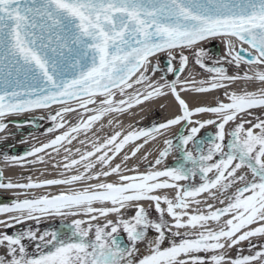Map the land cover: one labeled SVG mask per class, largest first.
I'll return each instance as SVG.
<instances>
[{"label": "snow or ice", "instance_id": "1", "mask_svg": "<svg viewBox=\"0 0 264 264\" xmlns=\"http://www.w3.org/2000/svg\"><path fill=\"white\" fill-rule=\"evenodd\" d=\"M215 38L224 40L227 48L216 65L223 61L239 68L243 63L250 66V72L229 75L224 66H207V52L198 45ZM186 50H192L196 65L213 74L210 80L181 79L179 74L189 65ZM158 54L167 55L164 72L175 79L165 75L161 76L164 83L153 80L161 71L153 64ZM177 58L179 66L174 67ZM261 66L264 0H0V132L7 129L6 117L25 112L58 106L49 116L53 126L47 132L65 128L69 113H89L27 156L48 148L58 153L105 115L125 113L155 97L171 94L179 108L173 118L158 125L127 134L116 131L102 143L92 142V150L78 159L65 156L62 167L66 171L83 168L71 176L43 182L29 177L28 183L14 184L2 182L0 173L4 189L118 177V182L89 183L82 190L0 206V214L19 213L0 220L5 229L26 220L38 221L42 215L87 218L39 235L31 229L0 232V264H264V244L253 254L236 258L224 253L252 237H264V118L252 111L264 109V89L226 92L229 102L195 109L181 97V92L226 89L239 80L264 84ZM129 89H133L131 94ZM209 113L215 118L193 119ZM177 125L180 134L163 141L164 148L148 167L156 169L173 151L178 153L176 166L145 172L122 167L145 144ZM209 125L215 133L199 136ZM141 139L143 143L112 166L127 145ZM64 150L71 153L69 148ZM3 159L18 162L24 158L3 155ZM197 176L198 185L179 183ZM168 189L176 190L174 198L159 194ZM209 199L221 207L208 203ZM144 201L152 202L157 219L149 216ZM193 204H203L208 211L189 212ZM129 207L134 214L124 218ZM112 214L119 219H108ZM223 217L228 218L221 223ZM210 221L220 224L219 229L209 227ZM181 229L198 231L194 238L172 240L170 246L162 247L169 233L179 237ZM121 231L127 241L120 238ZM150 232L155 233L152 239H148ZM24 241L36 242L35 254L29 253ZM141 243L146 244L144 255ZM248 247L251 251L257 246L249 243Z\"/></svg>", "mask_w": 264, "mask_h": 264}, {"label": "bare ground", "instance_id": "2", "mask_svg": "<svg viewBox=\"0 0 264 264\" xmlns=\"http://www.w3.org/2000/svg\"><path fill=\"white\" fill-rule=\"evenodd\" d=\"M216 43L219 49V59L225 57L227 48L224 40L221 38L210 39L208 41L202 42L198 47ZM247 47V45H245ZM192 50H186L185 54H189ZM161 55L167 57L166 54H159L156 57H160ZM216 55V54H215ZM192 57V56H191ZM168 58V57H167ZM155 57L153 58L154 61ZM224 67L229 69V75H235L237 73L243 75L245 72H250V66L246 64H241L239 68L235 65H229L222 61ZM176 66H179L176 65ZM231 66L232 68H228ZM165 67V66H164ZM252 68H256V66H252ZM261 70H264V66H261ZM167 76V79L172 80L175 79L173 75L170 73H162L157 72L155 76H153V80L164 83V80H161V76ZM182 80H195V81H208L210 80L212 75L202 72L200 67H198L194 63V57L189 61V65L186 71L182 74H179ZM227 83V82H226ZM136 89L143 91V88L139 85L135 86ZM260 89H264V84L259 83L258 81H247V80H239L232 83L226 89H217L209 93H197L195 91L189 92H181V97L188 103L191 109H195L199 106H215L218 102H229L228 97L225 94L226 92H236L238 94L244 91H258ZM179 90V86H178ZM133 89H129L128 93L131 94ZM117 99H121L123 97L117 96ZM58 106H54L52 110H35L28 113H21L18 115L8 116L4 119V122L8 123V127L5 132L0 135V151L3 149L5 152L3 155L17 156L23 157L24 159L18 162L5 161L3 157L0 156V173H2L4 183L11 181L14 184H25L29 182V177L33 182H43L47 179H59L67 176H71L76 174L78 171L82 172L83 168L81 166H77L71 172L66 171L62 165L66 161L64 160L65 156H68L69 160L78 159L79 155L85 151L92 150V142H103L104 139L113 135L116 131L122 132V134H127L129 131L146 129L152 127V125L165 122L167 119L173 118L179 111L178 102L175 101L171 94L164 97H155L152 100L145 101L140 105H136L132 109H129L125 113H112L105 115L100 121L95 123L90 131L87 133L81 132L78 134L77 139L73 140L71 144L65 143L63 147H60L59 152H55L52 148L46 149L44 152L38 153L36 156H27V152L31 151L33 148L40 147L43 144L49 143L55 136L61 134L63 131L67 130L70 125H75L80 121L81 118L86 119L89 113H84L83 110H79V112H73L66 115L65 119L67 120V124L65 128L58 129L54 132H47L48 128L42 129L40 132L29 131L32 127L25 128H16V121L20 118L24 117H34V116H47L50 114H54V111ZM254 116H260L264 118V109H254L252 110ZM215 118L212 114H199L193 119H208ZM247 119H253V117H247ZM20 121V120H19ZM17 125V124H16ZM247 126V125H246ZM232 127V125L226 126V131ZM215 127L212 125L206 126L202 129V133L204 131H209L211 134L215 133ZM213 131V132H212ZM181 132V126L177 125L165 132L163 136H158L155 141H150L148 144H145L139 153H137L136 157H133L126 164L122 165L125 168H136L139 172H145L148 170H156L163 169L165 167H174V160L177 158L176 151L170 153L164 160L163 164L156 166V169H150L148 166L155 161L158 156L159 151L164 148L163 141L168 138H175ZM80 141H84L83 144ZM175 142V140H174ZM143 143V140L135 141L130 143L125 147L120 156H118L113 162L112 166H115L117 163H121L123 155L131 152L132 148L136 144ZM15 144L18 148V154H8L5 149V145ZM65 148L71 149V153L65 152ZM76 149H80V152H76ZM23 152V153H22ZM2 155V153H0ZM147 155L148 159L145 160L143 157ZM38 157L42 159V162L38 160ZM95 159V158H93ZM36 161V162H31ZM173 162V163H172ZM177 163V162H176ZM60 165V166H56ZM96 171L100 170V166H97ZM124 174H134L125 171ZM99 182H118L117 176H111L102 178L101 181H87L82 183H76L73 185H53L43 188H34V189H23V188H12V189H4L0 188V206L10 205L13 201L24 200V199H38L42 196H52L57 195L61 192L68 191H76L82 190L89 183H99ZM179 183L185 184V181H180ZM175 189L161 190L159 194L167 195L169 198H174ZM200 199H204V197H200ZM144 207L147 209H151L155 212L154 207L152 206V202L144 201L142 202ZM208 203H212L215 207H221V205L215 200H208ZM199 208L201 211L207 212L208 210L205 208L203 204L201 205H191L188 209L189 212L195 211ZM134 209L129 207L123 212L124 218H128L134 214ZM19 215V213H6L0 214V220H8L10 216ZM171 220L170 217H167ZM228 217H223L221 223L224 219ZM75 219H87L86 217H73V216H55V215H42L38 221L36 220H26L23 224L15 225L13 228L5 229L3 225H0V232H7L10 234L11 231H24V228H30L32 231H35L38 235L42 234L46 231L43 227H51L56 223H69ZM108 219H112L114 222L119 219L116 214H112L108 217ZM186 219V218H185ZM103 223V218L99 221ZM95 223V222H94ZM256 225H253L255 227ZM209 227L213 229H219L220 224L215 222H209ZM22 228L24 230H22ZM28 230V229H27ZM176 231V229H173ZM181 236L176 237L177 241L181 238H194L196 232L198 230L192 229H181ZM171 234V233H170ZM155 235L154 232H150L148 234V239H152ZM174 240V239H173ZM249 243L256 245V248L249 250ZM264 244V237H252L250 241H243L241 244L237 245L231 249H225L224 253L227 256L232 258H236L238 255H249L253 254L255 251L260 250V245ZM140 254H146V244L141 243L139 245ZM3 252V249H0V253ZM203 255V254H201ZM211 255V254H209ZM259 264V262H256Z\"/></svg>", "mask_w": 264, "mask_h": 264}, {"label": "rangeland", "instance_id": "3", "mask_svg": "<svg viewBox=\"0 0 264 264\" xmlns=\"http://www.w3.org/2000/svg\"><path fill=\"white\" fill-rule=\"evenodd\" d=\"M209 47H212V45L209 43V44H207V45H204V46H201L200 48H203V49H205V51L207 52V56H205L204 57V63L207 65V66H209V67H212V66H223V65H216L214 62L215 61H217V59H219V55H215V54H213L208 48ZM186 55H188V57H189V61L191 60V58H193L194 56H193V53H192V51L189 53V54H186ZM192 56V57H191ZM165 57V56H164ZM167 58V57H166ZM168 59V58H167ZM222 59V58H221ZM161 63H162V59H157V57L154 59V61H153V64H158V65H161ZM179 64V59L177 58V60H175L174 62H173V65L174 66H176V65H178ZM164 65V64H163ZM198 66V65H197ZM199 67V66H198ZM232 68L231 66H228V68ZM225 68H227V67H225ZM233 69V68H232ZM200 70H202V72H204V73H207V74H209V75H213L212 73H209V72H207L206 70H204V69H201L200 68ZM228 71H229V69H227ZM171 74V73H170ZM172 75V74H171ZM49 116L50 115H47V116H41V117H39V116H34V117H37L36 118V120H34V121H30L29 120V117H24V118H20V119H18L17 121H16V124H15V127L16 128H25V127H32L31 129H29V131H36V132H40L42 129H45V128H49V127H52L53 126V122L49 119ZM33 117V116H32ZM20 120V121H19ZM6 123V122H5ZM7 125H8V123H6ZM9 126V125H8ZM7 126V127H8ZM5 132V131H4ZM213 132V131H212ZM3 133V132H2ZM2 133H0V135L2 134ZM202 134V129H201V132L199 133V136ZM5 149L7 150L6 152L8 153V154H18L19 153V151H18V148H17V146L15 145V144H11V145H5ZM0 153H2V155H0L1 157H3V154L5 153L4 151H3V149L0 151ZM23 153V152H22ZM176 155H178V153L176 152ZM174 161H177V159H175ZM173 166H176V164L174 165V163H173ZM193 183V184H196V185H198L199 183H201V181H200V178H199V176H197V177H195V178H193V180H191V181H186V183ZM185 183V184H186ZM147 211H148V213H149V216L152 218V219H157V213L156 212H154V211H152L151 209H146ZM166 219H168L167 217H166ZM169 220V219H168ZM59 224H65V225H69V223H59ZM25 230H27V229H30V228H24ZM23 228H22V230H24ZM46 230L47 231H49V230H51L50 228H46ZM17 231H11L10 232V234H15ZM120 235H124L125 236V238L127 239V237H126V234L125 233H123V231H121L120 232ZM175 240V241H177V239H176V236H172L170 233L168 234V238H167V240L165 241V243L162 245V247H168V246H170V241H172V240ZM178 242V241H177Z\"/></svg>", "mask_w": 264, "mask_h": 264}, {"label": "flooded vegetation", "instance_id": "4", "mask_svg": "<svg viewBox=\"0 0 264 264\" xmlns=\"http://www.w3.org/2000/svg\"><path fill=\"white\" fill-rule=\"evenodd\" d=\"M211 52H212V50H211V47H209L208 48ZM213 53V52H212ZM214 54V53H213ZM168 60V59H167ZM174 66V65H173ZM159 67H160V69H161V71H158L159 73L160 72H162V73H164V69H165V67H164V65H163V60H162V63H161V65H159ZM174 67H178V66H174ZM177 161H174V165H175V163H176ZM173 163V162H172ZM177 164V163H176ZM186 184H188V182L186 183ZM60 223V222H59ZM59 223H56V224H54L53 226H51L50 227V229L51 230H49V231H52V230H55V229H60V227H64V226H68V225H65V224H59ZM45 230H46V228H49V227H43ZM121 237H122V239L123 240H125V241H127V239L125 238V236L124 235H120ZM24 243L27 245V247H28V251H29V253L30 254H35V252H36V249H35V243L36 242H29V241H24Z\"/></svg>", "mask_w": 264, "mask_h": 264}, {"label": "water", "instance_id": "5", "mask_svg": "<svg viewBox=\"0 0 264 264\" xmlns=\"http://www.w3.org/2000/svg\"><path fill=\"white\" fill-rule=\"evenodd\" d=\"M214 45V44H213ZM211 50H212V52L214 53V54H219V49H218V46H216V45H214V46H212L211 47ZM242 55H245L246 57H247V54L246 53H242ZM162 60H163V64H164V66H165V68H166V66H167V58L166 57H163L162 58ZM25 113H28V112H25ZM36 118L37 117H29V120L30 121H34V120H36ZM206 134H211L209 131H204L200 136H204V135H206ZM176 164V163H175ZM60 228H66V226H62V227H60ZM120 238L122 239V237L120 236Z\"/></svg>", "mask_w": 264, "mask_h": 264}]
</instances>
